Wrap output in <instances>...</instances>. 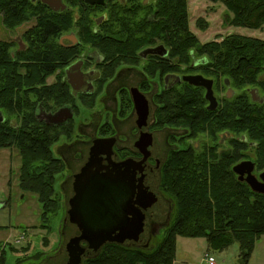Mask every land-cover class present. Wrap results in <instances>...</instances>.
<instances>
[{
  "label": "trees",
  "instance_id": "trees-1",
  "mask_svg": "<svg viewBox=\"0 0 264 264\" xmlns=\"http://www.w3.org/2000/svg\"><path fill=\"white\" fill-rule=\"evenodd\" d=\"M212 1L227 8L225 20L229 25L264 28V0ZM106 8L109 19L100 32L91 31L83 41L112 61L110 71L121 63H138V53L147 47L163 45L169 58L151 59L144 67L146 72L159 76L199 72L214 80L217 93L227 91V80L234 90L231 98L220 96L214 110L208 108L201 87L184 82L163 90L156 96L161 104L159 122L184 126L190 131L189 137L207 134L216 143L224 131L235 138L232 152L218 153L217 148L200 152L188 145L170 155L161 183L172 195L175 211L161 240L152 239L146 246L107 244L83 264H174L178 236L205 237L209 247L216 250L238 243L240 261L247 264L256 241L264 235V194L240 181L233 166L250 158L239 153L247 148L254 154L257 170L264 169V101H255L251 95L256 89L264 98V40L230 34L222 41L201 43L190 28L188 0H152L149 4L108 0ZM48 12L32 0H0V13L8 16L10 24ZM47 19L33 31L27 49L11 55L8 45H0V112L5 117L0 121V150H19V185L38 197L43 228L57 208L54 184L66 163L53 155L52 146L66 125L57 127L41 121L37 110L41 102L46 106L50 101L59 105L72 101L68 84H45V79L57 71L58 63L52 57L57 55L54 40L60 33L58 25ZM41 45L49 49L42 50ZM5 112L17 114L19 121L12 123Z\"/></svg>",
  "mask_w": 264,
  "mask_h": 264
},
{
  "label": "flooded vegetation",
  "instance_id": "flooded-vegetation-1",
  "mask_svg": "<svg viewBox=\"0 0 264 264\" xmlns=\"http://www.w3.org/2000/svg\"><path fill=\"white\" fill-rule=\"evenodd\" d=\"M118 1L121 3H127L132 0ZM142 1L144 4H146L145 0ZM151 1L152 0H150L147 4H149ZM32 2L38 6H44V8L49 12L47 14L43 13L19 19L14 24H10L7 21L8 16L4 13H1L0 16H2L3 24L10 29L20 27L21 25L29 22L33 24L22 35L24 45L16 41L7 40H0V45H8L10 48L7 49H9L11 55H15L17 51H23L28 48L30 44L29 38L32 37L33 31L44 22V19L48 18L47 22H55L59 27L58 32L60 31V33L57 34L54 40V42H56L55 47L58 52L57 55H53L52 58H54L56 63H58L57 69L65 68V73L56 75V80L51 85L58 83L68 84L70 86V90L72 91V101L62 105L56 104L55 109L50 108L47 111V108L41 102L37 110L38 118L41 121H45L49 125L61 127L62 125L58 126L50 124V119L47 114L59 113L63 108L70 107L72 113H74L75 116L65 125H68L75 119L77 115L76 113H82L81 106L86 107V110H88L89 113H98L100 115V121L99 123L95 124L96 126L94 127L95 135L93 137H89L88 139L79 138L72 142V148L74 145L85 143H87L89 147L87 156L86 154H82V159L85 157L86 159L84 162H82L79 171L74 173L72 176V187L74 184V176L81 172V169L89 161L91 148L94 146V142L97 139H109L112 144L111 153L114 155L115 162H129L131 166L130 169L135 175L137 174L139 176L142 173L144 174V169H146L149 174L154 175L159 183V197H162L163 199L165 198V193L161 191V177L166 168V163L169 160L170 155L177 150L175 148L176 144H180L182 147H187L190 144L200 152L205 151V149L211 150L216 148L218 153H223L225 151L232 152V147H226L227 143L231 142L235 138V135L230 131H224L220 133L218 143H216L214 139L212 140V138L207 136V134H199L197 138L189 137L190 131L184 128V131L180 132L182 135L180 136L181 138L179 143L175 142L174 139L177 137L176 134L179 133L174 131L176 127L168 124L164 125L159 122L158 115L161 104H159L156 99V96L158 95L156 94L157 77L155 73L146 72L144 67L152 61L151 59H155L156 56H161L165 57V59H168L169 52L166 47L162 45L164 47L163 49H160L155 53H149L148 55H145L144 51L146 49L156 48L161 45L147 47L138 53V63L118 64L112 70L115 71L112 72L110 71V68L112 67V61H108L99 48L84 43V35H88L91 33V31L94 33L100 32L102 24H104L109 19V13L107 10L108 8H106L108 5V0H105L103 4L94 5L89 4L84 0H62L65 8L60 7L58 11L44 3L43 0H32ZM39 48L46 51L49 49L44 46ZM195 65H197V63H195ZM138 67H141L142 69L138 71V69H136ZM55 73L56 72L53 74L55 75ZM130 73L131 75L136 73L140 77L142 76L141 79L139 78L136 85H131L128 83V80L130 79L128 75ZM70 74H72V79H75L74 82H72V86L70 84ZM197 74L203 75L199 72L187 73L183 75L175 73L164 74L163 77H159L160 80L163 78L161 90H170L175 86L182 85L185 81H178V77ZM48 77L45 79V84H47ZM79 84H81L80 88L76 89L74 86ZM111 85L114 86L112 93L109 92V87ZM214 85L213 89L214 93H216ZM226 85L228 87L226 96L228 97L229 89H231L230 82L228 80L226 81ZM99 87L102 89V91L97 94ZM203 89L205 90L206 95V89ZM219 97L216 96L218 100V106L220 102ZM86 102H96V104H94V106H88ZM98 103L101 104V108L94 109ZM209 104L210 103L208 102V108ZM144 117L145 119L143 121L142 118ZM123 120L134 122L132 128H129L128 132L124 130L127 125H125ZM87 125L89 126V123ZM81 127L83 126L81 125L80 128ZM130 133H138L137 139H135L132 144L129 143L131 141V138H129ZM159 133L167 134L164 142L166 146L165 149L167 150L165 159H162L161 157L160 144L154 145V143L157 141V135H160ZM243 139L245 140L246 137H243ZM74 153L80 154V151L78 152V150L74 147L72 149V157L75 158ZM244 160L251 159L245 158L242 161ZM256 170L257 166L255 167V171ZM263 171H261L258 176L255 173L254 174L259 177ZM167 201L170 203V218L172 209H174V204H172L171 200L167 199ZM145 213L148 216L149 222V231L146 234L148 237L145 244L143 243L139 245L146 246L152 241L154 233L159 231L158 229L161 227V225H165L166 222L162 223L160 221L158 208L156 206L154 207V214L151 215L147 211ZM75 226L79 230L78 225L76 224ZM162 228L163 227L160 229ZM77 232L78 233H76L73 237L80 234V231ZM85 244L86 243H83L82 245L85 246Z\"/></svg>",
  "mask_w": 264,
  "mask_h": 264
},
{
  "label": "rangeland",
  "instance_id": "rangeland-1",
  "mask_svg": "<svg viewBox=\"0 0 264 264\" xmlns=\"http://www.w3.org/2000/svg\"><path fill=\"white\" fill-rule=\"evenodd\" d=\"M188 8L190 28L193 33L197 35L201 43L222 41L224 37L230 34H241L264 40V28L250 29L229 25L225 20L229 12L221 2H214L212 0H188ZM199 21H201V26L199 25ZM32 24L33 23L29 22L20 27L10 29L3 24L2 16H0V40L16 41L24 45L22 35ZM64 69L65 68L57 69L55 75L49 76L46 87L56 80V75L65 73ZM136 69L139 71L142 68L138 67ZM128 76L130 77L128 83L131 85H136L139 78H142V76L140 77L136 73L132 75L130 73ZM156 77V94H159L162 92L161 84L163 83V78L160 80L158 73ZM37 87L39 90L41 89L40 85H37ZM180 88L181 87H179V89ZM113 90L114 86L111 85L109 87V92L112 93ZM226 90L228 91V88H226ZM101 91L102 89L99 87L97 94ZM227 91L222 90L215 94L217 97L220 95L224 96ZM70 94L72 95L71 90ZM87 104L91 106L90 103ZM45 107L47 111L50 108L55 109L56 103L50 101ZM99 108H101L100 103H98L94 109ZM81 112L82 113H76L75 119L64 126L63 129H60L63 135H61L59 141L52 146L53 155L63 159L66 165L63 171L56 176L54 196L57 201V208L56 211L50 215L47 228L41 227L43 223L41 216L42 205L38 197L32 192H26L20 188L19 177L22 161L19 150L16 147L0 150V255H4L3 264H65L68 262L69 257L66 246L70 238L79 231L75 226L76 223L71 222L68 216L69 199L74 195L72 176L79 171L82 162L86 159V157L82 159V154H86L87 156L89 149L87 143L74 145L78 152L80 151V154L74 153V158L72 157V149L74 148H72V142L79 138L88 139L89 137H93L95 135V124L100 121V115L98 113H89L84 106H81ZM4 114L6 118H11V122L14 124L19 121L17 120L19 118L17 114L12 115V113L6 112ZM21 118L22 116L20 119ZM123 122L127 125L124 130L128 132L129 128H132L134 122L129 120H123ZM88 123L89 126L87 125ZM81 125L83 127L80 128ZM183 129L184 126L174 129V131L179 132L176 134L177 137L174 138L175 142L180 143V136L182 135L180 132L184 131ZM159 134L160 135L156 137L157 141L154 145L160 144L161 157L165 159L167 150L165 149L166 146L164 142L167 134ZM129 135V138H131L129 143L132 144L135 139H137L138 133H130ZM197 137L198 136L195 138ZM232 146L233 143L231 142H228L226 145L227 148ZM175 148L177 149L176 151H179L186 147L176 144ZM239 153L248 154V157H250L248 159L253 160L254 154L251 150L244 148L239 150ZM263 170H256L254 173L258 176ZM161 179L163 180V175ZM161 191L165 193V198L163 199L158 196V199L155 200V206L158 208L160 221L162 223L166 222V224L163 226L161 225L163 228L160 229V227L158 229L159 231L154 233L153 241L163 238L165 229L172 223V216L175 211L172 209L171 217L169 218L170 203L167 199L171 200L172 204H174V201L172 195L162 183ZM147 237L148 235L137 245L141 243L145 244ZM206 253H210L214 256L217 264H243L239 258L240 249L238 243H234L225 249L216 250L209 247L208 240L205 237L183 236L177 237L174 264H208L205 260ZM247 264H264V235L256 241Z\"/></svg>",
  "mask_w": 264,
  "mask_h": 264
},
{
  "label": "water",
  "instance_id": "water-1",
  "mask_svg": "<svg viewBox=\"0 0 264 264\" xmlns=\"http://www.w3.org/2000/svg\"><path fill=\"white\" fill-rule=\"evenodd\" d=\"M89 4H103L105 0H84ZM150 0H145L147 4ZM58 11L65 8L62 0H43ZM164 47L146 49L145 55L155 53ZM72 79L70 74V84ZM197 87L206 89L209 109L218 106L213 79L203 75H185L178 77ZM81 84L75 85L79 89ZM234 95L231 88L228 97ZM253 100L263 102L258 90L252 91ZM50 124L65 125L75 114L70 107L59 113H49ZM145 117L142 118L144 121ZM5 117L0 112V121ZM112 144L109 139H97L91 148L90 158L81 172L74 176V195L69 199L68 216L78 225L80 234L71 238L66 246L68 262L65 264H83L84 261L99 252L107 244L135 246L142 242L149 231L148 216L154 214L155 200L158 199V180L144 169V174L135 175L129 162H115ZM256 164L244 160L233 167L238 179L246 182L254 192L264 194V171L257 177L254 174ZM86 243L85 246L82 245ZM143 244V243H141Z\"/></svg>",
  "mask_w": 264,
  "mask_h": 264
},
{
  "label": "built area",
  "instance_id": "built-area-1",
  "mask_svg": "<svg viewBox=\"0 0 264 264\" xmlns=\"http://www.w3.org/2000/svg\"><path fill=\"white\" fill-rule=\"evenodd\" d=\"M205 260L208 264H217L215 257L212 256L210 253L205 254Z\"/></svg>",
  "mask_w": 264,
  "mask_h": 264
}]
</instances>
